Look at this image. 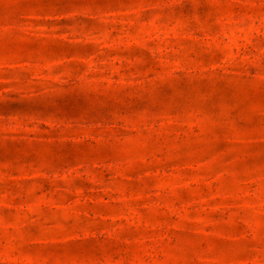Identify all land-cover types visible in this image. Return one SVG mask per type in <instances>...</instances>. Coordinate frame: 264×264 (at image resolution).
Returning <instances> with one entry per match:
<instances>
[{"label": "rangeland", "instance_id": "374dc122", "mask_svg": "<svg viewBox=\"0 0 264 264\" xmlns=\"http://www.w3.org/2000/svg\"><path fill=\"white\" fill-rule=\"evenodd\" d=\"M0 264H264V0H0Z\"/></svg>", "mask_w": 264, "mask_h": 264}]
</instances>
